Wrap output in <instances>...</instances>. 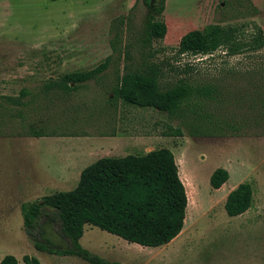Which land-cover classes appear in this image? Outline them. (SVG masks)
Returning <instances> with one entry per match:
<instances>
[{
  "label": "rangeland",
  "instance_id": "1",
  "mask_svg": "<svg viewBox=\"0 0 264 264\" xmlns=\"http://www.w3.org/2000/svg\"><path fill=\"white\" fill-rule=\"evenodd\" d=\"M135 3L0 0V254L14 253L23 263L22 256L30 252L21 242H33L24 228L21 206L57 191L51 187L46 193L34 192L26 187L24 174L32 150L37 147L45 172L56 164L53 156L58 148L65 147L67 152L82 148L59 139L56 143L52 137L118 136L150 140V151L171 150L187 186L189 203L182 233L187 231L189 240L184 245L177 241L172 254L158 251L151 264H264V137H192L190 130L207 126L198 122L182 125L153 109L109 101L116 78L123 73L126 45H130L134 66L141 63L144 53L153 54L149 60L161 67L162 86L182 78L197 85L237 87L251 80L264 84V47L252 49L257 30L264 38V0H167L160 20L168 32L144 52L137 39L148 9L142 2L134 7ZM209 26L234 30V42L242 46L241 51L229 55L227 47H221L207 56L178 54L185 34ZM107 58H111L108 69L76 91L45 89L48 82L60 80L66 73L96 68ZM22 90L27 94L18 98ZM10 98H17L18 103H11ZM178 127H182L183 137L165 135ZM34 133L51 136L39 139ZM100 147L91 150L94 155ZM147 148L121 147L115 156H142ZM185 155L197 194L182 161ZM218 168L228 170L230 179L215 191L210 177ZM237 181H250L254 203L247 213L229 217L225 195ZM41 225V232L55 245H67L58 223L41 221Z\"/></svg>",
  "mask_w": 264,
  "mask_h": 264
},
{
  "label": "trees",
  "instance_id": "2",
  "mask_svg": "<svg viewBox=\"0 0 264 264\" xmlns=\"http://www.w3.org/2000/svg\"><path fill=\"white\" fill-rule=\"evenodd\" d=\"M167 0H136L148 9L137 42L143 52L151 49L155 40L165 38L168 28L160 20ZM234 30L209 26L203 31L185 34L178 54L212 55L227 47L229 55L241 51L234 42ZM252 49L264 47L261 30L253 36ZM113 50L116 46L113 43ZM123 73L112 88L111 104H122L141 109H153L182 125L198 122L207 127L190 130L192 137H264V84L255 80L246 86L224 84H194L180 79L173 84L161 85L163 75L158 64L142 55L141 63L134 66L130 45L124 50ZM111 58L96 68L64 74L60 80L46 84L47 90L57 88L69 93L87 82L96 80L109 67ZM24 90L18 98L26 96ZM17 99V98H16ZM10 98L11 103H18ZM166 136L183 137L182 127ZM34 137L51 136L37 133ZM230 174L224 168L216 169L210 177V186L220 189ZM188 195L178 174L174 155L169 149L154 150L145 156L129 155L124 158H102L86 167L78 186L69 192L43 197L39 202L21 206L24 228L36 250L56 256H77L90 264H111L82 248L80 239L84 226L89 224L102 231L143 247H161L169 244L182 231L188 208ZM253 201L249 183H241L228 195L224 209L229 217L246 213ZM41 221L58 223L65 247L55 245L41 232ZM26 264H40L35 258L24 256ZM0 264H18L13 255H6Z\"/></svg>",
  "mask_w": 264,
  "mask_h": 264
},
{
  "label": "crops",
  "instance_id": "3",
  "mask_svg": "<svg viewBox=\"0 0 264 264\" xmlns=\"http://www.w3.org/2000/svg\"><path fill=\"white\" fill-rule=\"evenodd\" d=\"M38 138L43 139L45 137H38ZM52 138L55 139L56 143L59 140H61V143H69V144L78 143L79 145H81L82 148H80L81 149L80 151L70 150L69 152H67V149L65 147H62L60 149L58 148L57 149L58 151L54 153L55 156H53L54 159H57L56 164L52 168L46 169L49 172V174L47 171L44 172L43 169L45 168L42 167L40 164L42 160L41 156L40 154L39 155L37 154L39 153L38 149H36L37 147L34 148V150H32L33 151L32 154H30L28 157L31 160V164L29 167H26L27 171L24 174V178L27 175L24 181H26V187H30V189H28L30 191L33 190L34 192L46 193L47 191L46 188H51V187L55 188L54 190L57 191L49 195H53L60 192L72 191L78 186L82 171L86 167L95 163L97 160L102 158L126 157V156L124 157L115 156L116 153H119L118 151L121 147H126L131 145L134 146L136 145L141 148L148 147L147 148L148 153L151 152L150 148L152 147L150 146L149 148L148 146L150 140L145 141L143 139L126 138V137H118V136L101 137L94 139L89 137H69V138L52 137ZM95 145L97 146L100 145L101 147L99 148L98 151H96L94 155L95 151H91V150H94ZM154 150H159V149H153L152 151ZM173 155L175 158L176 165L178 167L179 178L185 187L186 194L188 195L186 183L180 175V165L178 163L177 155L176 154ZM133 156H140V155H133ZM182 161L184 163L186 173L190 177V181H191L190 186L192 188V191L194 194H197V192H199V189L196 187V183L192 177L190 170L188 169V165H187L188 160L186 155L185 157H183ZM227 182L220 189L225 187ZM241 182L251 184L250 181L248 182L241 181ZM239 183L240 181H237L233 186H231L227 190L225 198H227V195L232 190H234L239 185ZM74 184H77L76 187H74V189H71L73 188V186H75ZM220 189H218L217 191H219ZM47 194L48 193H46V196H49ZM252 203L254 202L252 201ZM252 206L253 204L251 205L250 209H252ZM250 209L248 211H250ZM198 217H201V213H199ZM185 222H186V216L184 220V226H185ZM183 230L184 227L181 233L175 239H173L169 244L161 247L152 248V247H143L141 245L128 242L122 239L121 237L110 234L108 232L99 231L97 230V227L87 224L84 226L83 236L81 237L79 242L82 248H84L85 250L89 251L94 255L101 257L102 259L106 260L111 264H151L154 258H156V256L158 255L156 254L158 253V251L161 252L164 249L165 252L170 251V254H172L174 250H176L175 248L178 247L176 246L177 241L181 240L183 245L188 242L189 239L187 236V231L185 233H182ZM21 243L25 244V246L27 247V249H29L30 252L29 255L22 256V262L24 264H26L23 261L24 256L35 258L40 262V264H90L87 261L77 256L62 257V256L50 255L44 252H40L36 250L34 245L29 241L24 243L21 242ZM150 249H158V250L156 251ZM5 256H6L5 253L0 254V262L3 260ZM13 256L16 257L18 264H23L21 263V259L18 255L13 253Z\"/></svg>",
  "mask_w": 264,
  "mask_h": 264
},
{
  "label": "bare ground",
  "instance_id": "4",
  "mask_svg": "<svg viewBox=\"0 0 264 264\" xmlns=\"http://www.w3.org/2000/svg\"><path fill=\"white\" fill-rule=\"evenodd\" d=\"M189 203V202H188ZM187 221V220H186Z\"/></svg>",
  "mask_w": 264,
  "mask_h": 264
}]
</instances>
